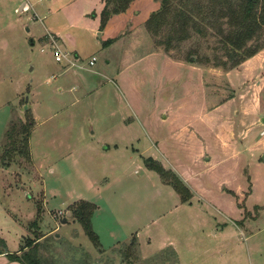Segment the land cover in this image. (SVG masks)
<instances>
[{
	"label": "rangeland",
	"instance_id": "rangeland-1",
	"mask_svg": "<svg viewBox=\"0 0 264 264\" xmlns=\"http://www.w3.org/2000/svg\"><path fill=\"white\" fill-rule=\"evenodd\" d=\"M16 1L0 0V153L11 121L28 111L35 126L31 162L0 167L7 251L40 232L55 264H264V49L224 71L188 61L190 43L173 59L155 46L144 29L154 0L136 1L106 47L70 28L83 27L82 1L20 0L33 10L15 12ZM111 24L99 38L118 35ZM58 31L80 43L77 67L62 75L68 63L44 41ZM79 201L96 206L99 248L77 221L63 223Z\"/></svg>",
	"mask_w": 264,
	"mask_h": 264
},
{
	"label": "trees",
	"instance_id": "trees-1",
	"mask_svg": "<svg viewBox=\"0 0 264 264\" xmlns=\"http://www.w3.org/2000/svg\"><path fill=\"white\" fill-rule=\"evenodd\" d=\"M134 0H103L99 13V31L114 15L124 13ZM159 8L144 22V29L168 58L181 51L187 43L185 57L193 64L230 71L264 49V0H154ZM95 14H90L94 17ZM152 41V42H153ZM111 40L102 43L104 47ZM153 44V45H154ZM206 49V50H205ZM173 59V58H171ZM35 126L32 114L25 112L22 123L11 121L8 125L0 153V167H8L18 159L31 162L29 138ZM159 165V164H158ZM162 180L180 195L181 203L190 198L189 190L171 172L153 165ZM96 210L93 203L79 201L67 211L77 221L86 237L99 248L98 237L93 232L91 220ZM65 219V215L63 216ZM35 226V223L32 224ZM45 235L33 232L16 253H9L0 239V255L18 264H55L43 254ZM133 239L127 251H135ZM174 253L169 249L168 252ZM130 252V253H131Z\"/></svg>",
	"mask_w": 264,
	"mask_h": 264
},
{
	"label": "crops",
	"instance_id": "crops-1",
	"mask_svg": "<svg viewBox=\"0 0 264 264\" xmlns=\"http://www.w3.org/2000/svg\"><path fill=\"white\" fill-rule=\"evenodd\" d=\"M11 1V0H8ZM73 4H75L76 2H80L82 1V5H83V9L80 12H77V20L78 21H82L83 22V27H77V25H74L73 23H71L70 28L72 30H80V31H84L86 33H88V37L90 36H94L95 34L98 36V40H100L97 44L102 45L103 42L107 41V40H111V42L109 43V45L107 46H113V45H117L118 41L121 39L120 36H122L124 29L123 28V24L126 22V19L128 17V13H138L136 12V1L138 0H134L130 5L129 8L122 14H118V15H114L110 18L108 25L105 27V31L102 33L101 31H99V13L101 12L102 8H103V0H72ZM14 10L15 12L18 10L19 12H24L23 9L27 4V7H30V10H33V3H29L27 1L26 2H22L20 0H17L16 2H14ZM154 7H156V4H153ZM64 5H60L59 6V10L61 11L63 9ZM80 7V6H79ZM78 8V6H77ZM159 8V4L157 2V9ZM28 12V11H27ZM34 12V11H33ZM94 13L95 16L92 17L91 21H88V19H86L87 16H90V14ZM37 16V14H36ZM111 21H116V24L119 26L118 27V35L114 36V37H107L106 39H101L99 38V36H102L106 31H108V29H112L114 28V25L111 24V26L109 25V23ZM87 22V23H85ZM84 28V29H83ZM52 36L56 42V44L59 46L60 49H62L64 52L68 53V59L69 62L65 61L66 66H64V68L59 71V73L62 75L65 72L68 71V69L71 68H76L77 67V63L75 59H78V52H79V39L77 35L75 34H70L67 32H61L58 31L55 34L52 33H47L46 36H44V41H46L47 43H49L47 36ZM103 41V42H102ZM50 45V44H49ZM103 46V45H102ZM104 47V46H103ZM92 58H95V55L92 54L91 57L88 59V66L92 67L95 65V62L93 63V65H89V62L91 61ZM76 63V64H75ZM66 67V68H65ZM81 67V66H80ZM79 67V69H81ZM82 70H89V69H82ZM61 90V89H59ZM0 264H18L15 262H9L7 260V258L4 255H0Z\"/></svg>",
	"mask_w": 264,
	"mask_h": 264
},
{
	"label": "built area",
	"instance_id": "built-area-1",
	"mask_svg": "<svg viewBox=\"0 0 264 264\" xmlns=\"http://www.w3.org/2000/svg\"><path fill=\"white\" fill-rule=\"evenodd\" d=\"M28 7H24L23 10H27ZM36 18V16H34ZM50 47L53 50V56L55 59V62H61L62 60L69 62L68 56L69 54L64 52L62 49L59 48V46L56 44L54 38L52 36H47ZM95 58H92L91 61L89 62V65H93V63L95 62ZM62 213L59 212L58 215H61Z\"/></svg>",
	"mask_w": 264,
	"mask_h": 264
},
{
	"label": "water",
	"instance_id": "water-1",
	"mask_svg": "<svg viewBox=\"0 0 264 264\" xmlns=\"http://www.w3.org/2000/svg\"><path fill=\"white\" fill-rule=\"evenodd\" d=\"M263 122H264V120H263ZM68 217H70V214H69V213H67V215H66V217H65V219H64V221H63V223H65V221H66V219H67Z\"/></svg>",
	"mask_w": 264,
	"mask_h": 264
}]
</instances>
